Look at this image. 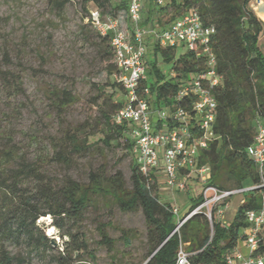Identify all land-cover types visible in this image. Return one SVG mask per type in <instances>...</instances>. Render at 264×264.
<instances>
[{
    "label": "trees",
    "instance_id": "obj_1",
    "mask_svg": "<svg viewBox=\"0 0 264 264\" xmlns=\"http://www.w3.org/2000/svg\"><path fill=\"white\" fill-rule=\"evenodd\" d=\"M53 1L59 9L70 2ZM142 1L144 25L166 26L196 9L204 25L215 27L210 46L222 81L214 91L217 115L211 129L213 137L208 147L199 151L197 162L199 166L210 168V185L227 190L253 188L243 193L244 200L229 223L222 222L214 213L213 235L204 213L194 214L175 231L179 221L203 202L202 194L190 196L187 213H174L175 206L160 198L157 176L149 179L140 171L135 159L130 185L123 171L110 172L104 159L89 170L87 182L66 175L56 183L37 169L34 161L23 159L13 145L0 148V264H28L48 252L55 264H72L84 260L83 257L95 263L97 257L90 248L83 224L87 211L98 206L101 200L113 202L123 212H143L148 246L144 264H176L181 242L187 243L186 249L193 253L192 264H223L225 253L236 247L242 230L249 225L247 212L261 206L264 186L258 166L248 154V146L253 142L257 122L264 119V50L260 43L264 21L251 8L252 0H165L162 5L155 0H147L146 4ZM89 2L103 14L125 22L122 14H128L127 0H84L83 8L88 14L86 4ZM164 17L171 21L163 23ZM128 25L131 27L130 21ZM97 37L104 55L112 59L108 72L114 89L108 94L105 85L96 86L98 93L93 100L99 107L102 125L99 140L111 147L121 144L125 138L126 147L131 150L129 127L114 120L126 101L127 91L114 76L118 67L111 35L97 32ZM152 50L151 59H145L146 73L139 84L140 95L154 107L174 110L181 106L192 113L194 97L186 95L180 99L177 96L187 80L204 69L203 58L192 51L178 52L177 47H164L158 42L153 43ZM163 64H169L170 73L164 71ZM21 82L19 79L3 85L9 92L19 93L23 91ZM45 91L60 116H65L67 109L79 101L68 87L47 85ZM94 135L83 124L62 123L61 132L52 142L51 159L69 164L70 155L91 153L98 141ZM33 179L35 185L31 188ZM47 215L52 217L51 224L60 230L70 224L62 233L63 237H68L62 249L53 245V238L38 222ZM108 226L99 224L101 239L98 243L113 251L115 239L108 236ZM122 238L126 245L131 244V230L122 229ZM261 249L264 250V242Z\"/></svg>",
    "mask_w": 264,
    "mask_h": 264
},
{
    "label": "rangeland",
    "instance_id": "obj_2",
    "mask_svg": "<svg viewBox=\"0 0 264 264\" xmlns=\"http://www.w3.org/2000/svg\"><path fill=\"white\" fill-rule=\"evenodd\" d=\"M56 6L53 0H0V148L13 145L23 159L34 161L35 167L56 183L66 175L87 182L89 170L105 160L108 170H122L130 185L133 153L126 147L125 138H122L121 144L111 147H106L99 140L101 116L93 100L98 93L97 85H105L108 94L114 90L111 85L113 78L108 72L112 59L104 55L97 29L85 19L88 13L83 8L84 0H70L64 9ZM86 7L89 11L99 9L92 2ZM109 15L103 14L104 18ZM122 17L126 24L129 23L128 14H122ZM170 21L163 18V23ZM261 42L264 46V33ZM183 51L187 48H178V52ZM151 56L148 53L146 60H150ZM163 66L168 72L169 64ZM19 79L23 83L22 92H9L3 85L16 83ZM47 85L68 87L79 97V101L67 109L65 116L57 113L47 96ZM62 123L83 124L87 131L95 134L98 141L91 153L70 155L69 164L51 159L52 142L61 132ZM34 181L30 182L31 188L35 185ZM158 185L161 197V189L166 188L164 177L158 178ZM201 191L202 187L197 184L190 186L188 191L168 189L162 201L171 202L184 215L191 206L190 196H198ZM243 200L244 194L234 195L220 220L229 223ZM100 202L87 211L83 224L97 260L94 263L83 257L84 260L72 264H144L148 246L143 212H123L111 201ZM38 222L53 238V245L62 249L63 242L68 240L62 233L69 229L70 224L65 230H60L51 224L52 217L49 215ZM100 223L109 225L108 236L115 239L113 251L98 243L101 239ZM122 229L131 230V244L124 243ZM51 255L48 252L28 264H55Z\"/></svg>",
    "mask_w": 264,
    "mask_h": 264
},
{
    "label": "built area",
    "instance_id": "obj_3",
    "mask_svg": "<svg viewBox=\"0 0 264 264\" xmlns=\"http://www.w3.org/2000/svg\"><path fill=\"white\" fill-rule=\"evenodd\" d=\"M127 1L131 27L120 18H104L99 9L90 10L85 17L100 34L111 35L118 67L114 76L127 91L126 101L114 120L129 127L131 152L140 171L149 179H153V175L157 178L163 176L164 184L170 190L188 191L194 184L202 187L203 202L179 221L175 231L194 214L204 213L210 221L213 235L214 213L220 219L234 195L253 188L227 190L210 185V168L199 166L197 162L199 151L207 148L213 137L211 129L217 115L214 91L222 81V75L217 71L216 55L210 46L215 27L204 25L196 9H191L166 26L144 25L143 1ZM155 2L162 5L165 0ZM147 35L161 46L187 48L203 58L204 69L192 75L177 96L180 99L186 95L194 97L192 113L181 106H176L174 110L154 107L140 95L139 84L146 73ZM248 154L257 164L264 186V119L256 124ZM173 211L179 213L177 207ZM247 220L249 225L242 230L236 247L225 253L223 264H264V250L261 249L264 242V194L261 206L247 212ZM242 245L247 252L242 250ZM186 246L187 243L181 242L176 264H192L193 253Z\"/></svg>",
    "mask_w": 264,
    "mask_h": 264
},
{
    "label": "crops",
    "instance_id": "obj_4",
    "mask_svg": "<svg viewBox=\"0 0 264 264\" xmlns=\"http://www.w3.org/2000/svg\"><path fill=\"white\" fill-rule=\"evenodd\" d=\"M251 8L254 10V12L257 14V16L258 17H260L263 21H264V0H252V2H251ZM155 19L157 20V17H155ZM264 33V32H263ZM262 33V34H263ZM262 36V35H261ZM149 41L151 42L150 44H149ZM155 41L153 40V38H151V36L150 35H147L146 37H145V43L148 45V50H147V56H148V53L149 54H152L153 55V50H152V46H153V43H154ZM260 43H261V46H262V48H263V50H264V46H263V43L261 42V37H260ZM168 73H169V71H168ZM161 177V176H160ZM163 177V176H162ZM162 195L164 196L165 195V193H166V191L168 190V188L166 187H163L162 189ZM163 196H161L160 198H161V200H162V197ZM242 250L244 251V252H247V250H246V248L242 245Z\"/></svg>",
    "mask_w": 264,
    "mask_h": 264
},
{
    "label": "water",
    "instance_id": "obj_5",
    "mask_svg": "<svg viewBox=\"0 0 264 264\" xmlns=\"http://www.w3.org/2000/svg\"><path fill=\"white\" fill-rule=\"evenodd\" d=\"M52 243L54 244L55 242H54V241H52Z\"/></svg>",
    "mask_w": 264,
    "mask_h": 264
}]
</instances>
